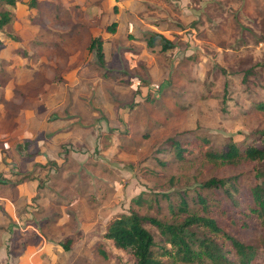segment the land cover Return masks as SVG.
I'll use <instances>...</instances> for the list:
<instances>
[{
	"label": "rangeland",
	"instance_id": "rangeland-1",
	"mask_svg": "<svg viewBox=\"0 0 264 264\" xmlns=\"http://www.w3.org/2000/svg\"><path fill=\"white\" fill-rule=\"evenodd\" d=\"M171 3L153 1L137 24L122 19L113 33L104 31L114 16L101 0L0 4L11 14L0 30V178L9 182L1 189L14 208L0 200L2 264H133L102 237L114 215L169 220L170 201L161 193L174 203L176 193L194 196L210 177H230L232 197L244 199L253 182L249 168L212 167L196 152L178 161L159 149L175 135L203 136L219 149L262 128L264 112L252 101L264 98V0ZM147 31L164 35L171 47L160 51L159 38L147 47ZM96 36L103 69L87 47ZM53 114L59 119L45 121ZM39 117L78 141L60 144L62 159L53 164L24 157L38 155V134L24 145L22 137ZM217 221L255 247L254 264H264V228ZM145 227L157 240V230ZM171 259L162 261L180 264Z\"/></svg>",
	"mask_w": 264,
	"mask_h": 264
},
{
	"label": "trees",
	"instance_id": "trees-1",
	"mask_svg": "<svg viewBox=\"0 0 264 264\" xmlns=\"http://www.w3.org/2000/svg\"><path fill=\"white\" fill-rule=\"evenodd\" d=\"M16 1L0 0V4L10 7ZM35 3L36 0H27V5L30 7ZM112 9L116 11L117 6L113 5ZM181 15L183 17L189 14ZM179 17L181 18V16ZM10 21L9 10H1L0 30ZM116 24L115 21L107 23L104 26V31L113 33L116 30ZM147 33L148 35L144 39L147 47H153L156 38H159L157 44L160 45V51H166L171 47L170 41L164 35L155 31H147ZM87 47L89 51L93 52L96 65L103 69L105 58L102 39L98 36L93 37ZM108 73L109 70H106L105 74ZM252 105L256 110L264 112V98L252 101ZM29 113H31L29 115L31 120L35 118L32 112ZM56 119L59 118L53 114L51 118L41 119L42 122L38 120V123L34 122L35 126L27 127L25 134L30 133L32 138L35 134L39 136L38 139H35L37 142L35 150L38 155L27 154L24 156L28 158L27 160L32 159V162H35L42 157L44 158L42 162H46L49 156L47 154H50L51 158L48 157V161L53 164L58 159H62L59 156L60 144H77L78 141L62 137V130L58 127L48 129V123L45 121ZM37 130L42 131L38 133ZM25 134L22 137L23 145L31 141L28 139L29 137L25 138L27 137ZM249 136L245 143H236L227 139L221 148L216 149L206 137L191 135L181 138L175 135L167 137L163 142V147L159 149V151H171L178 161L187 160L193 152H196L205 163L212 167L245 166L249 168L253 173V182L244 193V199H241L240 204L239 200L232 197V193L227 187L228 185L230 188L233 187L231 185L233 183L229 182L230 177H210L197 185L194 196L188 195L184 191L176 193L177 201L174 203L170 200V193H161L162 198L170 201L168 207L172 215L169 220L138 214L135 211H130L128 214L119 213L106 222L102 237L111 241L115 248L129 253L133 264H164L162 258L165 257H172V261L180 264H254L255 247L235 238L224 227L219 226L217 221L218 216L224 223L240 229L264 228V120L262 128L254 129ZM54 139L57 144H51V146L45 144L48 140ZM39 140H42L43 144H38ZM11 142L13 141L10 140ZM46 148H48L47 154L40 152L46 151ZM64 155H67L66 151H64ZM4 157L2 156L0 159L5 160ZM6 184L8 185L9 182L0 178V189L7 187ZM234 190L232 189V191ZM145 225H150L157 230L159 235L157 240ZM67 245V243L61 244L63 249H68ZM98 254L103 258L106 256L100 248Z\"/></svg>",
	"mask_w": 264,
	"mask_h": 264
},
{
	"label": "crops",
	"instance_id": "crops-1",
	"mask_svg": "<svg viewBox=\"0 0 264 264\" xmlns=\"http://www.w3.org/2000/svg\"><path fill=\"white\" fill-rule=\"evenodd\" d=\"M153 1H155V0H101L102 3H105V4H107V6H109L110 9L108 10V13H109V15L114 16L113 21H115L117 23L116 29H117V27H119V25H120L119 22L122 19H124L125 25L129 24V26H131V24H137V21H138L137 17H139V13L143 12L145 9H147L149 6H151V3ZM174 1L175 0H158V2L163 3V5H165V4L169 5V3L174 2ZM188 1L190 2V0H187V2ZM180 2H181V5L185 4V0H180ZM113 5L117 6L116 11H114L112 9ZM173 6H176V5H173ZM142 8H144V10H142ZM172 9L174 10V7H172ZM188 9H189V11H191L190 8H188ZM159 10H161V9H159ZM98 12H99V10H98ZM180 14H184V13H180ZM187 14L188 13H186V15ZM128 19H130V20H128ZM30 135H31L30 133H28V134L26 133L25 136H27V137H25V138L27 139L29 137L28 138L29 140L32 139V136H30ZM38 144H43V141L39 140ZM45 144H47V146H51V144L55 145V144H57V141H56V139L48 140L47 143H45ZM40 152L47 154L48 148H46V151L43 150ZM47 156L49 158H51L50 154H47ZM0 161H1V159H0ZM30 163L31 164L28 168V171L31 170L30 167L32 165V162H30ZM31 171H29V172H31ZM3 194H7V193L4 189H0V200L5 201L7 204L5 203L4 205L6 206L7 210H10V208H13V205H12L11 201L9 200L8 196H4ZM11 197L13 199V195ZM13 211H14V208H13ZM1 216H2V214H1ZM13 218H14V222H15V217L13 216ZM4 222L5 221H1L0 223H4ZM0 252H2V250H0ZM4 257H6L5 254L2 255V253H0V264H2V258H4Z\"/></svg>",
	"mask_w": 264,
	"mask_h": 264
}]
</instances>
